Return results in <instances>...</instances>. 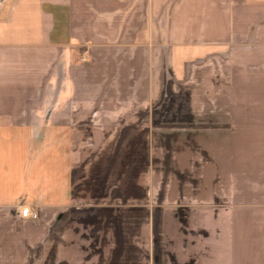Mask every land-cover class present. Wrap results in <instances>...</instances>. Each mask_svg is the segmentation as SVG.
Instances as JSON below:
<instances>
[{
    "label": "crops",
    "instance_id": "obj_1",
    "mask_svg": "<svg viewBox=\"0 0 264 264\" xmlns=\"http://www.w3.org/2000/svg\"><path fill=\"white\" fill-rule=\"evenodd\" d=\"M0 264H264V0H0Z\"/></svg>",
    "mask_w": 264,
    "mask_h": 264
},
{
    "label": "built area",
    "instance_id": "obj_2",
    "mask_svg": "<svg viewBox=\"0 0 264 264\" xmlns=\"http://www.w3.org/2000/svg\"><path fill=\"white\" fill-rule=\"evenodd\" d=\"M21 213L25 218L37 219L39 217V214L35 211H32L28 206H24Z\"/></svg>",
    "mask_w": 264,
    "mask_h": 264
}]
</instances>
